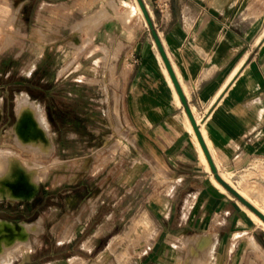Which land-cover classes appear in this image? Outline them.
I'll return each mask as SVG.
<instances>
[{
  "label": "crops",
  "instance_id": "crops-1",
  "mask_svg": "<svg viewBox=\"0 0 264 264\" xmlns=\"http://www.w3.org/2000/svg\"><path fill=\"white\" fill-rule=\"evenodd\" d=\"M125 1L40 4L71 5L55 17L52 33L74 31L78 22L94 52L127 45L122 123L135 154L132 171L161 174L149 181L160 190L148 203L161 224L157 248L174 233L193 232L189 237L211 238L213 264H264V220L215 177L216 171L264 214V0H146L180 92L152 28L150 40L141 26L126 28L117 17ZM75 12L83 17L71 21Z\"/></svg>",
  "mask_w": 264,
  "mask_h": 264
},
{
  "label": "rangeland",
  "instance_id": "rangeland-1",
  "mask_svg": "<svg viewBox=\"0 0 264 264\" xmlns=\"http://www.w3.org/2000/svg\"><path fill=\"white\" fill-rule=\"evenodd\" d=\"M130 1L117 6V17L126 28L141 26L152 40L138 1ZM40 3L0 0V151H15L42 168L32 199H0L2 219L42 225L40 232H30L31 246L30 240L19 243L11 250L14 257L1 263L213 264L211 238L189 237L193 232L174 233L157 248L161 224L148 203L160 190L149 181L161 174L132 171L135 154L122 123L127 45L119 41L94 52L97 47L84 43L88 30L78 22L71 24L74 31L52 33L55 17L71 5L42 9ZM132 6L134 14L126 19ZM70 14L71 9L57 26L67 24ZM82 17L75 12L71 21ZM23 93L45 112L54 143L47 157L14 142Z\"/></svg>",
  "mask_w": 264,
  "mask_h": 264
},
{
  "label": "bare ground",
  "instance_id": "bare-ground-1",
  "mask_svg": "<svg viewBox=\"0 0 264 264\" xmlns=\"http://www.w3.org/2000/svg\"><path fill=\"white\" fill-rule=\"evenodd\" d=\"M132 14L133 6L123 16L128 19ZM16 110L19 122L13 128L14 142L25 150L47 157L54 143L45 112L25 93L19 95ZM14 152L10 149L0 151V199H32L38 191L42 168L39 162L22 159ZM41 230L40 221L15 223L0 218V263L14 257L11 250L19 243L29 242L31 231Z\"/></svg>",
  "mask_w": 264,
  "mask_h": 264
},
{
  "label": "water",
  "instance_id": "water-1",
  "mask_svg": "<svg viewBox=\"0 0 264 264\" xmlns=\"http://www.w3.org/2000/svg\"><path fill=\"white\" fill-rule=\"evenodd\" d=\"M137 1L139 2L140 6L142 8V11H143V13L145 15V18H146L147 22L149 23V25L152 28L153 35H154V38H155V42H156L157 46L159 47V50H160V52H161V54L163 56V59H164V61L166 63V66H167V68H168V70H169V72L171 74L173 82H174L177 90L180 92L179 85H178V83H177V81L175 79V76L173 74L172 67L169 64V62H168V60H167V58L165 56V51H164V49L162 47V44H161V42L159 40V36H158L157 32L155 31V29L153 28V21H152L151 15L149 14V11L147 10V6H146L144 0H137ZM188 114L190 116V119L192 120V123H193V125L195 127V130L198 133V137L200 138V142H201L202 146L204 147V149L206 151V148H205V145H204V143L202 141V138H201V136H200V134L198 132L197 127L195 126V122H194L193 116H192V114H191V112L189 110H188ZM18 122H19V119L17 118V123ZM212 168L214 170L213 165H212ZM215 177L229 192H231L234 196H236L240 201H242L246 206H248L252 211H254L260 218H262L264 220V214L258 208H256L251 202H249L243 195H241L231 184H229L218 173H216V171H215Z\"/></svg>",
  "mask_w": 264,
  "mask_h": 264
}]
</instances>
